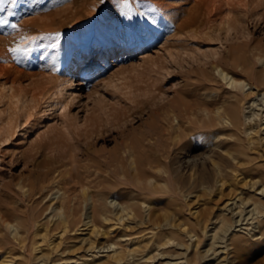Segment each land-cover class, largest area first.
Instances as JSON below:
<instances>
[{
  "label": "rangeland",
  "instance_id": "obj_1",
  "mask_svg": "<svg viewBox=\"0 0 264 264\" xmlns=\"http://www.w3.org/2000/svg\"><path fill=\"white\" fill-rule=\"evenodd\" d=\"M120 3H0V254L8 256L7 264H95L109 257L86 250L87 237L94 245H129L123 264H264V205L255 202L251 213L250 202H241L247 197L264 201V186L260 192L243 185L244 174L235 169L236 162L252 156L257 164L264 160V117H252L243 95L233 97L234 90L214 69L218 63L264 89V0H128L130 16ZM106 45L108 52L100 56L99 47ZM74 55L79 59L68 66ZM86 67L91 71L80 77ZM67 75L71 82L56 99L55 86ZM216 108L234 109L235 124L204 126L209 119L217 122ZM175 118L182 121L179 128ZM203 153L209 156L204 168L220 169L222 184L179 190L174 181L187 182L190 156ZM135 164L140 170L144 166L141 178ZM257 177L264 185V173ZM87 186L96 204L112 199L143 217L156 210L157 222L139 226L146 233L136 235L135 229L142 228L124 231L122 223L110 230L97 217L101 236H88L87 230L60 237L51 232L50 248L34 237L53 224L46 206L57 190L74 191L77 214L69 228L82 224L89 206L79 199ZM208 206L214 219L208 228L214 230L203 235L196 228L200 241L194 248V240L172 225L190 226L193 210ZM5 220L18 228V242L3 226ZM149 230L154 236L147 237ZM123 232L129 236L121 237ZM134 235L136 241L126 240ZM214 235L220 236L218 243ZM232 238L242 239L240 251L233 250ZM180 242L184 249L176 247ZM207 249L202 257L199 251Z\"/></svg>",
  "mask_w": 264,
  "mask_h": 264
},
{
  "label": "bare ground",
  "instance_id": "obj_2",
  "mask_svg": "<svg viewBox=\"0 0 264 264\" xmlns=\"http://www.w3.org/2000/svg\"><path fill=\"white\" fill-rule=\"evenodd\" d=\"M115 46V45H114ZM129 47V46H127ZM110 48V45H106V46H100L99 47V54L100 56L105 54L104 52L107 51L108 49ZM126 49V48H125ZM114 50V49H113ZM75 49L73 50V53H75ZM108 52V51H107ZM127 52V51H126ZM91 56V55H90ZM89 56V57H90ZM104 56V55H103ZM102 57L101 60L100 59H97V63L98 65H101L103 63L102 61ZM70 58V57H69ZM79 59L78 56L74 55V57L71 59H68V66H73L76 61ZM74 67V66H73ZM214 69H215V73L216 75L220 78L221 81H223L227 87H229L230 89L234 90V92L232 91V96L237 98V93L236 92H240L244 99L246 100L247 102V106L246 108L247 109H250L251 110V116L252 117H255V118H258V120H261L262 119V116L264 117V89H260V87L258 85H256L255 83H253V80L252 82H248L240 77H234V75H232L231 73H229L227 70H225L224 68H222L221 66L218 65V63L214 64ZM244 69V68H243ZM67 71V70H66ZM91 70L89 68H83L81 70H79V73L80 74V77H85L88 76L89 72ZM253 76V74H252ZM71 78L72 76H65L64 80H61L59 81L56 86H55V93L53 94L55 96L56 99H60L63 97V93L66 91V86L68 84H70L71 82ZM253 78V77H252ZM255 78V77H254ZM258 78V77H257ZM255 80V79H254ZM230 92V91H229ZM222 101H227V99L225 100H222ZM61 104V103H60ZM61 105H64L63 103ZM249 110V111H250ZM171 111V110H170ZM223 111V110H222ZM234 109L232 108H228L225 110V112H219V110L216 108V110H214L213 114L215 115V118L217 119V122H210L211 119H209V123H206L204 126H209V129L211 128L212 130L215 129V126L217 124H224L226 123V121H229L231 124H235L236 122V117L234 116ZM194 114V112H193ZM262 121V120H261ZM156 122V121H155ZM154 122V123H155ZM182 121H179L175 118V123L177 124L175 127L176 128H179L181 126V123ZM152 123V122H151ZM153 125V123H152ZM155 125V124H154ZM259 125V124H258ZM257 125V126H258ZM262 125V124H261ZM211 126V127H210ZM260 126V125H259ZM148 127H150V125H148ZM154 127V126H152ZM174 127V126H173ZM206 128V127H205ZM264 129V126L263 128ZM151 131V130H150ZM217 132V131H216ZM208 133H210V130L208 131ZM159 134V133H158ZM211 134V133H210ZM215 134V133H213ZM157 136V134H156ZM160 136V135H159ZM162 136V135H161ZM262 139V138H261ZM161 141V139H160ZM180 144V143H179ZM186 144V143H185ZM185 144H181L179 148H181V150L183 149V146H185ZM163 145V143H162ZM165 145V144H164ZM163 145V146H164ZM251 145V144H250ZM162 146V147H163ZM170 146V145H168ZM252 146H253V143H252ZM158 147V146H156ZM165 147V146H164ZM177 147V146H176ZM235 147V146H234ZM178 148V147H177ZM236 148V147H235ZM160 150V149H159ZM176 150V149H175ZM159 153V151H158ZM165 153H168L165 151ZM172 153V152H170ZM219 157H221L222 155H220V153H217ZM171 155V154H170ZM203 155V156H202ZM261 155L264 156V154L261 153ZM162 157V155H160ZM172 156V155H171ZM170 156V157H171ZM258 156V155H257ZM155 157V156H154ZM153 157V158H154ZM157 157V156H156ZM155 157V158H156ZM159 157V156H158ZM157 157V158H158ZM169 157V155L167 156ZM166 157V158H167ZM197 157V158H196ZM209 157V156H208ZM208 157L206 159V156L203 154H200V155H197V156H190V172H189V178L187 180V182H185V180H181V181H174L176 184L174 185H177L178 186V189L181 190L183 189V187H187V185H189V188L191 189H195L197 187H201L203 185H205L207 183V185L211 183V181L213 182V184L215 183H219L222 184L221 182V179L222 178H217V174L219 173V175L221 176V170L217 169L215 170L213 173H210L209 171H207L205 168H204V165L206 163V160H208ZM165 158V157H164ZM222 158V157H221ZM252 158L255 159V156H252ZM243 159L241 160L240 162H236L235 164V169H239L241 173L244 174V176L242 177L241 181H242V184L245 185V186H248L249 188H252L254 191H257V190H260V192L263 190V184L260 183V180L258 179L257 176L261 175L262 173H264V160L257 164L254 159ZM133 159V158H132ZM198 159H200L201 163L200 165H197V162H198ZM117 160V158H116ZM154 160V159H152ZM160 160H158L159 162ZM170 161L172 163H174L176 161V158L175 157H171L170 158ZM169 161V162H170ZM154 162V161H153ZM170 162V164H171ZM210 162V161H209ZM166 163V162H165ZM178 163V162H177ZM133 164V163H132ZM151 164V163H150ZM161 164V163H160ZM130 165V163H129ZM136 166L134 167V169H136V175H138L139 178L140 175H144L146 171H144V166L143 168H141V170L139 169V166H137V164H135ZM139 165V164H138ZM157 165V163H156ZM169 165V164H168ZM133 166V165H132ZM146 166V165H145ZM174 166V165H173ZM215 166V165H214ZM198 167H201L200 169ZM216 167V166H215ZM155 169L154 167H151V169ZM189 168V167H188ZM223 170V169H222ZM174 175H175V172H173ZM178 175V174H177ZM240 175V174H239ZM61 176V175H60ZM242 176V174L240 175ZM70 177V176H69ZM149 177V176H148ZM177 177V176H176ZM175 177V178H176ZM180 177V176H179ZM57 178V177H56ZM66 178V177H65ZM79 178V177H78ZM172 178V176H171ZM185 179V178H184ZM167 180V179H166ZM170 180V179H168ZM151 181V180H150ZM171 181V180H170ZM164 182V181H163ZM82 183V182H81ZM80 183V184H81ZM85 183V182H84ZM83 183V184H84ZM165 183L167 184V182L165 181ZM172 183V182H170ZM169 183V184H170ZM87 184V183H86ZM172 184V185H173ZM89 185V184H88ZM95 185V184H94ZM98 185V183H97ZM82 185H80V188H81ZM100 186V185H99ZM136 188H140L139 185H134ZM166 186V185H165ZM169 186V185H167ZM91 187V186H90ZM96 187V186H95ZM143 187V186H142ZM24 188V187H23ZM89 187L87 186V188H82L81 190V202L80 204H84L85 206L88 205L89 207L87 208L88 211L86 210V212L82 213V215L84 217H82L83 219V223L74 227V228H69L70 226V222L74 219L75 215L77 214L75 211V206H74V200L76 198V195L71 193V194H65L64 192H60L59 190L56 191L55 195H53V197L50 198V203L49 205L46 206V208H49L50 211H52V214L49 215V219L50 221L53 223L49 228H45L44 231H40V232H36L34 237L38 238L39 237V241H47V245H49V248H50V245L52 244V240H50V233L51 232H54L55 234L57 233V235H62L64 233H78L82 230H87V235L90 236L91 234H94L96 236H101V233L100 232H103V231H100L98 229L100 228H96L95 226V221H96V218L97 217H100V219L105 222V223H108V228L110 230H113L115 229L117 226L116 224H122L123 225V228H124V231H127V230H133L135 229V227H139V226H142V225H145V224H153L155 222H157V212L155 211H149L147 212V214L143 217L141 214H139L137 211H132L133 209H128V205H125L123 203H120V202H117L115 200H110L108 202H105V203H102V204H96V201L94 200V194L91 193V192H88V189ZM145 188V187H143ZM213 188V187H212ZM63 190V189H62ZM103 190V189H102ZM139 190H142L141 188ZM147 190V189H145ZM66 192H69V191H66ZM189 192H192L189 191ZM102 194V192H98V194ZM256 193V192H255ZM99 194V195H100ZM103 196V195H102ZM260 198V197H259ZM258 197L257 198H254V197H247L246 199H243L241 202H243L244 204H247V202H250L248 204V206H252V208L249 210L251 213L254 212L253 209H256L254 208L255 206V202H260V204L262 203V205H264V201L262 198L259 199ZM76 199V200H77ZM250 199V200H248ZM234 203V202H233ZM77 204V203H76ZM227 205V204H226ZM240 205V204H239ZM79 206V205H78ZM77 206V207H78ZM80 207V206H79ZM87 207V206H86ZM85 207V208H86ZM142 207V206H141ZM247 207V206H246ZM110 209V210H109ZM156 209V208H155ZM263 209V208H262ZM193 210V209H192ZM257 211V210H255ZM111 213L112 214V217H110L108 215V213ZM192 212V211H191ZM260 212V211H259ZM51 213V212H50ZM213 212L211 211V208L208 206V207H205V208H202L200 207V209H197L195 208L192 212V215H193V223L190 225V226H186L185 223H177V224H174L172 225V227L177 231L179 232V234L181 233L182 235H184L185 237H188L187 239L190 241V240H194V248L197 247V245L199 244V237L198 236V233L196 231V228L199 229L201 231V234L203 235H209L207 234L209 231L211 232L212 230H214V228L212 229H209L208 226L209 224H212V219H213V216L211 215ZM242 213V212H241ZM248 213V212H247ZM255 213V212H254ZM264 213V212H263ZM262 214V212H261ZM214 215V214H213ZM258 215V214H257ZM78 216V215H77ZM2 217V216H0ZM4 217V216H3ZM246 217V216H245ZM249 217V216H248ZM216 218V217H215ZM1 219V218H0ZM7 219V218H6ZM48 219V218H47ZM3 220V218H2ZM8 220V219H7ZM214 220V219H213ZM217 220V219H215ZM38 221V220H37ZM47 221V220H46ZM81 221V220H80ZM128 221V222H127ZM2 222V221H0ZM36 222V221H35ZM48 222V221H47ZM76 222V220H75ZM79 222V221H78ZM220 222V221H218ZM218 222L216 224H218ZM246 222V221H244ZM77 223V222H76ZM75 223V224H76ZM81 223V222H80ZM214 223V222H213ZM3 224V223H2ZM35 224V223H33ZM97 224V223H96ZM130 224H133V225H130ZM167 224H170V223H167ZM166 224V225H167ZM172 224V223H171ZM5 225V227L9 228L10 229V233L11 235L13 236V238L15 240H17V237L20 236V233L17 232V227H14L12 224H10V222H7L5 220L3 226ZM38 225V223H37ZM73 225H74V222H73ZM77 225V224H76ZM189 225V224H188ZM2 226V227H3ZM36 226V225H35ZM39 227L41 225H38ZM116 226V227H115ZM231 226V225H230ZM46 227V226H45ZM118 227H120L118 225ZM144 227V226H143ZM159 227V226H158ZM162 227V225H161ZM216 227V226H215ZM17 228V229H16ZM139 228H142V227H139ZM36 229V228H35ZM42 229V228H41ZM105 229V228H104ZM145 229V227H144ZM142 228V230L140 231L138 229V231L135 229L134 231V234L137 235V233H146L145 230ZM216 229V228H215ZM72 230V231H71ZM144 230V231H143ZM148 230V229H147ZM155 230V229H154ZM158 230V228H157ZM35 231H38V230H34L33 233ZM156 231V230H155ZM111 232V231H110ZM167 232V231H166ZM225 232V231H224ZM31 233V232H30ZM19 234V235H18ZM54 234V235H55ZM103 234V233H102ZM106 234V233H105ZM104 234V235H105ZM150 234V235H149ZM1 235V234H0ZM18 235V236H17ZM149 236H154V232L152 230H149L147 232V237ZM213 235V234H212ZM11 236V237H12ZM22 236V235H21ZM38 236V237H37ZM127 234H125L123 232V235L121 237H125L127 238ZM135 236V235H134ZM141 236V235H140ZM146 236V235H145ZM215 236V235H214ZM23 237V236H22ZM26 237V236H25ZM120 237V238H121ZM142 238V237H140ZM193 238V239H192ZM6 239V237H3L2 239V242L3 240ZM34 239V238H33ZM136 236L133 237V238H128L126 240H130V241H133L135 240L136 241ZM218 239H220V236L217 237L215 236V243L217 242L218 243ZM223 239V238H222ZM233 239V238H232ZM14 240V241H15ZM234 240V239H233ZM232 240V243H233V250H235L237 252L240 251L239 249H242V245H241V240L242 239H237L235 242H233ZM7 241V240H6ZM5 241V242H6ZM22 243L23 241L20 240ZM19 241V242H20ZM25 241V240H24ZM38 241V243H39ZM134 241V242H135ZM150 241V240H149ZM16 242V241H15ZM18 242V240H17ZM33 242V241H32ZM83 242H84V247L86 248V250H92V252L97 249L96 252H99L101 250L104 251V254H107L109 253V257L107 258H104V259H100L98 260L95 264H121L122 262L125 261L126 257L129 255L130 251H129V245L125 246V247H120V248H117L115 246L114 243L112 242H109L108 244L104 245L102 243H95L94 240L91 241V239H88L87 237L83 238ZM127 242V241H126ZM145 242V241H143ZM156 242V241H155ZM37 243V244H38ZM41 243V242H40ZM46 243V242H45ZM159 243V242H158ZM2 244V243H1ZM35 243V245H37ZM136 244V243H135ZM139 244V243H138ZM148 244V243H147ZM146 244V246H147ZM163 244V243H162ZM167 244V243H166ZM5 245V244H4ZM7 245V244H6ZM15 245V244H14ZM19 245V244H18ZM34 245V244H33ZM161 245V244H160ZM159 245V246H160ZM164 245H165V242H164ZM183 243L180 242L177 244L176 247L178 248H181L183 247ZM31 246V245H30ZM39 246V245H37ZM35 246V247H37ZM59 246V245H58ZM133 246V245H132ZM141 246V245H140ZM139 246V247H140ZM145 246V247H146ZM162 246V245H161ZM227 246H229L227 244ZM25 247V246H23ZM34 247V248H35ZM40 247V246H39ZM52 247V246H51ZM185 247V246H184ZM183 247V249H184ZM232 247V246H231ZM4 248L3 245H0V249ZM19 248V247H18ZM44 248V247H43ZM54 248V247H52ZM68 248V247H67ZM71 248V247H70ZM106 248V249H105ZM9 249V248H8ZM36 249V248H35ZM34 249V250H35ZM72 249V248H71ZM145 249V248H144ZM143 249V250H144ZM224 249V248H223ZM49 250V249H48ZM47 250V251H48ZM133 250V248H132ZM137 250V249H135ZM31 251V250H30ZM36 251V250H35ZM40 251V250H39ZM67 251V250H66ZM69 251V250H68ZM1 252V251H0ZM3 252V251H2ZM5 252V251H4ZM144 252V251H143ZM208 252V249L207 250H204V251H199V254L204 257V255ZM8 253V252H6ZM40 253V252H39ZM205 253V254H204ZM47 254V253H46ZM5 255V254H4ZM2 257V255L0 254V264H7L6 261H7V257L8 256H4ZM92 255V254H91ZM93 256H95V253L93 254ZM106 256V255H104ZM103 256V257H104ZM4 257L6 258V260L4 259ZM41 257V256H40ZM45 257V256H44ZM92 257V256H91ZM102 257V256H101ZM100 257V258H101ZM11 258V257H10ZM9 258V259H10ZM42 258V257H41ZM40 258V259H41ZM80 258V257H78ZM86 258V257H84ZM8 259V261H9ZM37 259V258H36ZM68 259V258H67ZM66 259V260H67ZM71 259V258H70ZM92 260L95 259L94 257L91 258ZM73 260H75L73 258ZM63 261V260H61ZM13 262V261H12ZM11 262V263H12ZM41 262V261H40ZM43 262V261H42ZM52 262V261H51ZM59 262V260H58ZM58 262H55V263H58ZM19 264V263H18ZM42 264V263H41ZM45 264H48V263H45ZM61 264V263H60ZM80 264H87L85 262H82ZM123 264V263H122ZM170 264V263H169Z\"/></svg>",
  "mask_w": 264,
  "mask_h": 264
},
{
  "label": "snow or ice",
  "instance_id": "obj_3",
  "mask_svg": "<svg viewBox=\"0 0 264 264\" xmlns=\"http://www.w3.org/2000/svg\"><path fill=\"white\" fill-rule=\"evenodd\" d=\"M6 2H8V0H0V3H6ZM17 2H18V0H10V3L12 5L17 4ZM118 6L122 9V12H123V14L125 16H130L132 14V9L129 6L128 0H122V3H120ZM4 23H7V21H4ZM12 27L13 28H16L17 25L13 24ZM9 51L10 52H18V51H20V49H18V48H11V49H9ZM41 58H42V56H41Z\"/></svg>",
  "mask_w": 264,
  "mask_h": 264
}]
</instances>
